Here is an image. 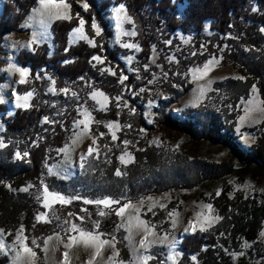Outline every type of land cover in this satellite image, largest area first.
Wrapping results in <instances>:
<instances>
[{
    "label": "rangeland",
    "instance_id": "374dc122",
    "mask_svg": "<svg viewBox=\"0 0 264 264\" xmlns=\"http://www.w3.org/2000/svg\"><path fill=\"white\" fill-rule=\"evenodd\" d=\"M5 1L0 0V17ZM104 1L111 4L106 15L111 35H106L96 21L99 34L93 28L92 34H89L84 22L83 32L87 39H80L75 33L80 25L69 35L70 45L83 42L92 48L104 37L108 47L106 52L118 55V62L109 60L106 53L95 55L99 59H92L94 75L88 78L73 81L58 76L51 67L38 69L32 74L31 67L21 63L23 55L34 54L37 47L44 45L48 47L49 56L54 57L57 46L53 27L58 21L69 20L51 19L45 29L39 22L40 0L26 16L21 31L8 34L3 39L0 108L5 107V111L0 113V151L9 147L5 137L6 121L14 117L18 110L35 106L49 111V115L41 120L43 130L34 138L19 139L10 157L18 162L28 160V149L41 142L44 134L54 136L58 130L66 136V142L58 149L50 148L45 161L46 179H22L0 172V245H3L0 247V258L6 259L4 264H18L16 255L20 251L25 257V264H87L92 248L76 241H72L71 248L64 245L71 237H79V230L89 232L86 230L88 222L73 217L66 208L74 201H92L85 204L97 205L103 210L117 208L118 211L128 205L124 214L118 215V224L112 234L93 233L102 234V240L114 245H105L93 264H143L139 259L141 256L151 257L147 264L152 260L160 264H179L184 255L183 241L219 225L223 220L220 204L228 203V215L245 221L258 210L261 231L258 238L251 241L234 229L235 223L226 226L217 235V244L212 247L214 255L218 260L230 261L231 264H264V162L258 163L251 158L261 136L259 126L264 120V103L258 87L254 86L249 95L238 102L228 92L216 89L218 83L229 79L245 80L247 77L239 67L222 64V49L214 47L210 50L205 43L198 46L194 33L181 30L174 33L164 47L154 48L151 59L142 63V49L128 9L124 5L131 22L121 24L116 20L115 11L121 4L117 5L115 0ZM174 1H182L178 5V16L184 18L187 0ZM78 2L84 10L90 9L85 0ZM65 3L69 8L62 11L71 17V5L67 0ZM132 32L135 35L129 34ZM41 33L45 35L41 36ZM205 33L208 37L214 34L210 22L206 24ZM205 65H209L206 70ZM118 66H121L119 70ZM17 68L27 70L24 83H20ZM105 86L111 88V92H107ZM185 88H188L187 92L177 101H172V96L167 95L172 94V90ZM201 88L204 94L197 99ZM28 93L32 95L25 100ZM249 101L252 103L249 104ZM162 102L172 117L180 121H188L192 115L189 111L202 105L221 115L225 120L223 126L233 128L230 134L232 143L225 145L203 139L192 140L184 130L161 124L158 108ZM112 104L119 115L118 120H98L95 124V115L108 113ZM85 113L91 116L87 134L73 144L77 133L84 131V125L77 127L76 122L85 119ZM241 117H244L243 121ZM110 123L118 127L108 128ZM113 134L116 139L112 138ZM93 139L96 144H93ZM89 146L96 150L92 155H87ZM66 148L68 152L61 151ZM2 155L9 157L8 153ZM82 156L85 157L83 161ZM121 156L128 162L122 163ZM81 163L83 167H80ZM223 165H231V170L217 173V166ZM130 167L131 170H128ZM200 168L215 171L208 173ZM117 170L121 175H116ZM198 172L202 173V179L196 183L194 178ZM84 176L87 177L84 182L75 186L70 184L72 180ZM179 177L184 180L180 181ZM146 180L152 183L150 190L159 187L164 190L139 194L140 197L133 199L134 194L148 188L147 185L141 187ZM45 186L49 192L70 199V203H60L49 197L48 206H45ZM105 199L119 203L109 206L94 203ZM121 202L122 205H119ZM207 205H211V211ZM38 216H45L46 220L38 221ZM211 217L218 219L209 227ZM140 221H144V225H140ZM40 223L51 225L54 231L46 235L36 234L33 227ZM72 224L77 225L76 231H69ZM202 226L204 231L200 230ZM145 227L151 233L148 234L147 248L140 246L141 239L146 235ZM185 228L189 231L185 232ZM18 234L26 238L24 243L36 253L34 258L23 253L17 241ZM49 237L52 239L45 244ZM206 250L207 246L201 253L190 256L191 263L205 264L203 252Z\"/></svg>",
    "mask_w": 264,
    "mask_h": 264
},
{
    "label": "trees",
    "instance_id": "16d2710c",
    "mask_svg": "<svg viewBox=\"0 0 264 264\" xmlns=\"http://www.w3.org/2000/svg\"><path fill=\"white\" fill-rule=\"evenodd\" d=\"M71 5V19L62 20L55 23L53 27L54 39L56 43V53L54 57L49 56V50L46 45L37 47L34 54H26L20 59L25 66H30L32 74L38 69L51 67L58 76L68 77L73 81L81 78H88L94 75L92 59L95 55H105L112 62H118L116 53H107L108 48L105 44L104 37L98 42L95 48L85 43L76 46L69 44V35L72 30L80 25V20L85 22L87 32L92 34L93 22H98L103 28L106 35H111L108 31L109 22L106 20L108 9L111 7L110 2L104 0H85L90 9L84 10L78 0H67ZM39 0H6L2 15L0 17V55L3 53V39L8 34H16L21 31V26L36 6ZM117 5L123 4L128 9L130 16L133 18L137 32V40L141 46L140 59L142 63H147L153 53L154 48L164 47L166 42L173 37L174 33L181 30L184 33H194L197 45L205 43L210 50L214 47L222 49V64H233L240 68V71L247 77L245 80L229 79L225 82L216 84V89H222L228 92L236 102L243 97H247L254 86H257L264 103V0H187L188 7L185 11L184 18L178 16V5L182 1L174 0H115ZM210 22L214 34L208 37L205 33L206 24ZM66 62V63H64ZM121 66L117 67L119 70ZM107 92L111 88L105 86ZM184 90H172V101H177L187 92ZM169 96V97H170ZM165 104L168 103L164 101ZM164 102L159 105L158 115L161 124L169 127L182 129L192 140H206L211 143L230 144L232 143L230 134L232 127L223 126L224 118L213 111L199 106L189 111L192 115L188 121H180L174 117L165 107ZM45 107L35 106L26 110H18L16 115L9 118L6 126L5 137L9 141V147L5 151H0V172L2 174L17 176L22 179L42 180L46 179L45 161L46 156L51 150L58 149L66 142V136L58 130L56 135L44 134L41 142L31 146L28 149L29 159L23 161H14L10 157L16 149V142L19 139L34 138L39 132H42V117L49 111ZM5 111V107L0 108V113ZM114 104L112 109L106 114L98 113L95 115V124L99 120L103 122L118 120ZM94 124V126H95ZM260 139L254 152L253 159L256 162H264V120L259 126ZM105 131V130H103ZM30 142V141H29ZM32 143H29L31 145ZM53 147V148H52ZM8 153L9 157L3 156ZM114 155L112 156V158ZM116 161V160H115ZM115 165V163H114ZM135 167V166H132ZM211 167V166H210ZM114 169V168H113ZM203 168H200L202 170ZM207 169V168H206ZM205 170L213 173L215 170ZM131 170V167L128 168ZM199 170V171H200ZM217 171L221 174L231 170V165L217 166ZM201 172H198L194 178L196 183L201 181ZM180 178V181L184 178ZM87 179L86 176L76 178L71 181L75 186ZM148 180V179H147ZM147 180L141 184L147 185L148 188L142 193L134 194L133 199L140 197L139 194L151 193L149 189L152 183ZM134 189H136L134 187ZM162 187L155 188L152 192H162ZM228 201L227 198L224 199ZM122 205V202L119 204ZM222 222L209 232L196 233L193 237L183 241L182 250L183 258L179 264H192L190 256L201 253L207 246L204 253L205 264H231L230 261L218 260L212 249L217 244V235L221 230L232 223L235 228L251 241L256 240L261 231V218L255 210L251 218L245 219L230 217L228 203L220 204ZM67 211L73 217H83L88 223L86 230L92 233H102L110 235L117 227L119 217L116 214L117 208L103 210L100 206L85 204L74 201L67 206ZM104 212V215H100ZM235 219V222H233ZM99 227H96V223ZM31 226H29V229ZM33 231L36 234H50L54 231L49 224H35ZM6 259L0 258V264H4ZM150 264H160L152 260Z\"/></svg>",
    "mask_w": 264,
    "mask_h": 264
},
{
    "label": "snow or ice",
    "instance_id": "6c2138e0",
    "mask_svg": "<svg viewBox=\"0 0 264 264\" xmlns=\"http://www.w3.org/2000/svg\"><path fill=\"white\" fill-rule=\"evenodd\" d=\"M41 3V8L38 10L39 14L41 16L40 19V24L45 27V29L47 28L48 23L50 22L51 19H71L70 15L66 12V11H62V9H68L69 5L67 3H65V0H60L59 3H56L55 0H40ZM84 7L86 8L87 5H84ZM116 20L118 23H123L125 21L127 22H131V18L128 17L125 13L124 10V5L121 4L116 10ZM83 25H84V21L83 19L80 20V27L76 28L74 31L76 34H78V37L80 39H87V37L85 36L84 32H83ZM92 28L96 30L97 34H99L100 29L98 27V25L93 22L92 24ZM130 35H135V32L129 33ZM41 36L45 35V33H41ZM36 40V36H33V41ZM126 47H134V45H126ZM94 59H99L98 57H94ZM212 61L209 62V64H211ZM209 65H205V70L208 68ZM16 71H18L20 73V83H24L25 82V77L27 76V70L23 69V68H17ZM126 78V77H125ZM65 92H67V89L64 90ZM204 94V90L201 88L199 90V96L197 97V99H199L200 97H202ZM32 94L28 93L27 96L24 97L25 100H27L28 97H30ZM20 99V97H18V100ZM249 104L252 103V101L248 102ZM17 106H20L19 104ZM103 106V105H102ZM246 112L248 111L247 109L245 110ZM241 120H244V117H241ZM91 121V116L90 114L85 113V119L77 121L76 122V126L79 127L80 125H84V131H82L81 133H77V137L76 140H73L72 143L75 144L77 142V140L80 139V137L82 135L87 134V130H88V122ZM108 128H113V127H118L117 125L114 124H108L107 125ZM113 139H116L115 134H113ZM127 143V142H125ZM93 144H96V140L93 139ZM61 151L64 152H68L69 149H62ZM96 151L92 146H89L88 148V152L87 155H92L93 152ZM127 155V154H125ZM85 159L84 156L81 157V160L83 161ZM120 160L122 163H127L128 161L125 160L124 156L120 157ZM80 167H83V163H81ZM116 175H121L120 171L117 170ZM25 191H27V189H24ZM218 194V193H217ZM49 197H51V199L53 201H59L60 203H70V199H66L63 195L61 194H57V193H52L49 192L47 186L44 187V202H45V206H48V199ZM151 199V198H149ZM85 203H93L92 201H85ZM94 203L97 204H103L105 206H109L112 203H119L118 201H111L108 199L105 200H100V201H95ZM143 203V201L141 202ZM128 207V205H125L123 207H121L118 211H117V215H123L125 208ZM209 211H211V205H207L206 206ZM150 210V209H149ZM100 215H104V212H100ZM197 216H200V213L197 214ZM41 219H45V216H38L37 220H41ZM79 219H83V217H80ZM207 219V218H206ZM215 219H218V217H211L210 221L208 222V226H211V222H214ZM129 220L131 221V217L129 218ZM67 223V221L65 222ZM140 225H144V221H140L139 222ZM175 223V221L173 222ZM96 227H99V223H96ZM77 230V225L76 224H72L71 228L69 229V231H76ZM193 230H195L193 228ZM201 231H204L205 228L202 226L200 228ZM80 231V235L79 237H71L69 240V243L65 244V248H71L72 247V241H76V243H80L83 242L84 246L86 248H92L93 252H92V256L91 259L87 262V264H93V261H95L96 257L102 254V249L104 248L105 245H109L114 247V245H112L110 243V241L108 240H102L100 238V236L102 234H93L92 232H86L84 230H79ZM145 231H146V235L144 236L143 239H141L140 241V246L143 248H147L148 246V234L150 233V230L147 229V227H145ZM189 231L188 228H185V232ZM131 237H129L130 239ZM24 239L26 238H22L19 234L17 235V241L20 243V248L23 250V253L28 254L29 257L34 258L36 256V253L32 250V248L28 247V245L26 243H24ZM52 237H49L48 240L45 241V244L48 243L49 240H51ZM57 240H59V236L56 237ZM164 239H167L166 237ZM163 242V241H161ZM33 243H35L33 241ZM0 247H3V245H0ZM64 256L67 257L68 253L65 252ZM150 256H141L139 259L143 261V264H147V260L150 259ZM170 259L172 257H169ZM16 259L18 264H25V257L23 255H21L20 251H17V255H16ZM109 259L111 260L112 257H109ZM195 259V258H193ZM122 264V262H121Z\"/></svg>",
    "mask_w": 264,
    "mask_h": 264
}]
</instances>
